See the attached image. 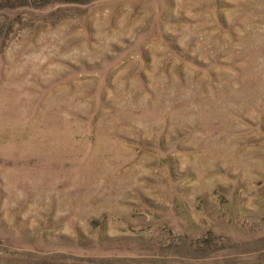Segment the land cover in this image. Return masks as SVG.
Listing matches in <instances>:
<instances>
[{
	"label": "rangeland",
	"instance_id": "1",
	"mask_svg": "<svg viewBox=\"0 0 264 264\" xmlns=\"http://www.w3.org/2000/svg\"><path fill=\"white\" fill-rule=\"evenodd\" d=\"M0 264H264V0H0Z\"/></svg>",
	"mask_w": 264,
	"mask_h": 264
}]
</instances>
